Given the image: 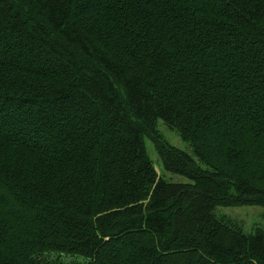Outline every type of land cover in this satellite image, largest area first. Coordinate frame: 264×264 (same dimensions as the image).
<instances>
[{
	"label": "trees",
	"instance_id": "obj_1",
	"mask_svg": "<svg viewBox=\"0 0 264 264\" xmlns=\"http://www.w3.org/2000/svg\"><path fill=\"white\" fill-rule=\"evenodd\" d=\"M158 119L186 182L148 157ZM242 204L264 207V0H0V264H264V226L217 212Z\"/></svg>",
	"mask_w": 264,
	"mask_h": 264
},
{
	"label": "rangeland",
	"instance_id": "obj_2",
	"mask_svg": "<svg viewBox=\"0 0 264 264\" xmlns=\"http://www.w3.org/2000/svg\"><path fill=\"white\" fill-rule=\"evenodd\" d=\"M154 130L155 132H152L150 136H144V145L156 172L170 181H188L182 175L168 173L163 169L162 159L157 149L159 142V144L167 143L191 153L188 143L180 137L176 130L169 128L161 119L157 120ZM217 212L235 221L244 232H251L255 228L264 226V207L260 205L219 206Z\"/></svg>",
	"mask_w": 264,
	"mask_h": 264
}]
</instances>
